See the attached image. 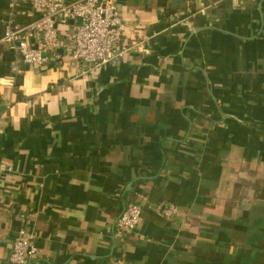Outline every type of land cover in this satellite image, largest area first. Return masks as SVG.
I'll return each instance as SVG.
<instances>
[{"label": "crops", "instance_id": "1", "mask_svg": "<svg viewBox=\"0 0 264 264\" xmlns=\"http://www.w3.org/2000/svg\"><path fill=\"white\" fill-rule=\"evenodd\" d=\"M113 1L140 48L88 70L71 23L44 67L11 58L39 15L0 0V264L20 229L34 264H264V0Z\"/></svg>", "mask_w": 264, "mask_h": 264}, {"label": "built area", "instance_id": "2", "mask_svg": "<svg viewBox=\"0 0 264 264\" xmlns=\"http://www.w3.org/2000/svg\"><path fill=\"white\" fill-rule=\"evenodd\" d=\"M12 7L26 4L39 18L25 28L8 25L3 41L10 52L15 53L27 65L42 68L55 52L62 48L60 29L71 23L72 33L64 49L72 59L88 70L104 67L124 53L139 49L137 44L122 46L121 40L128 29L113 0H11ZM158 213L171 217L173 206L159 207ZM141 217V203L129 202L117 220L116 236L132 233ZM36 247L33 236L20 229L12 242L11 252L2 264H34ZM108 264H124L120 258H112Z\"/></svg>", "mask_w": 264, "mask_h": 264}, {"label": "trees", "instance_id": "3", "mask_svg": "<svg viewBox=\"0 0 264 264\" xmlns=\"http://www.w3.org/2000/svg\"><path fill=\"white\" fill-rule=\"evenodd\" d=\"M9 54H10V56H11V58H12L13 54H12L11 52H10Z\"/></svg>", "mask_w": 264, "mask_h": 264}]
</instances>
